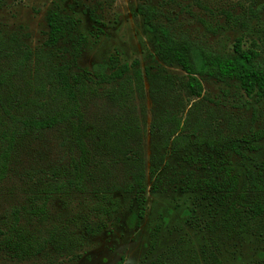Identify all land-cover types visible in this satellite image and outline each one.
<instances>
[{"label":"trees","instance_id":"1","mask_svg":"<svg viewBox=\"0 0 264 264\" xmlns=\"http://www.w3.org/2000/svg\"><path fill=\"white\" fill-rule=\"evenodd\" d=\"M141 1L138 14L154 39V51L147 55L145 66L139 58L122 64L112 57L91 69L80 68L86 39L78 22L59 9L46 16L45 45L49 49L64 46L72 56L70 62L51 67L47 55H36L19 45L5 51L4 61L0 58V183L21 154L53 133L63 152L59 164L51 168L57 181L46 183L44 198L36 196L26 213L43 221L50 212L51 196L59 195L66 205L75 204L72 222L81 217L86 223L83 235L55 223L45 239L22 225V212L16 210L0 226V246L13 256L39 252L45 241L57 244V251L73 253L85 236H96L109 225L122 211L126 196L132 198L127 220L138 229L145 218L149 191L198 193L206 188L212 193L209 204L225 208L224 226L234 230L238 224L240 233L250 222L264 220V162L243 179L229 154L198 155L197 150L214 143L184 131L181 112L187 105L177 101L174 110L177 77L170 72L180 70L185 78L183 88L199 101L205 97L206 79L235 82L247 97L261 101L264 49L259 51L257 43L245 49L240 41L232 53L206 49L189 37H177L169 25L159 21L157 7ZM34 62L37 66L33 68ZM32 69L35 75L30 78ZM146 81L154 103L150 130ZM255 135L263 139L264 131ZM176 155L184 157L189 169L173 173L170 160ZM199 173L207 175L198 177Z\"/></svg>","mask_w":264,"mask_h":264},{"label":"rangeland","instance_id":"2","mask_svg":"<svg viewBox=\"0 0 264 264\" xmlns=\"http://www.w3.org/2000/svg\"><path fill=\"white\" fill-rule=\"evenodd\" d=\"M197 1L144 2L157 7L161 12L159 21L169 25L177 37H189L206 49L232 53L240 41L245 49L257 43L259 51H263L264 0ZM141 4V0H0V58L4 61L5 51L19 45L36 55H47L51 67L70 62L72 56L64 46L49 49L45 45L46 16L50 10L59 9L78 22L79 32L86 39L78 62L80 68L91 69L95 63L108 62L112 57L122 64L139 58L145 66L147 55L154 51V39L138 14ZM170 72L177 77L174 110L177 101L182 103L180 106L187 105L181 112L184 131L214 143L212 147L205 144L197 154L203 157L213 151L229 154L245 179L250 170L264 162V138L257 140L255 135L264 131V100L247 97L235 82L206 79L205 97L199 101L189 97L183 88L184 74L175 68ZM33 75L32 69L28 76ZM149 88L146 81L150 130L154 103ZM30 93L37 95L35 91ZM192 105L195 106L190 109ZM150 141L149 136V155ZM62 154L55 135L47 133L31 150L20 155L8 178L0 183V226L5 217L11 218L14 211L20 210L22 225L41 238L49 237L55 223L67 225L70 233L83 235L86 226L83 218L72 222L75 212H71V207L75 204L66 205L59 195L51 196L50 212L43 221L26 213L36 196L44 198L46 183L57 181L51 168L59 164ZM170 165L173 173L189 169L181 155L174 156ZM197 191L176 189L162 194L149 191L145 218L138 229L127 220L132 198L126 196L122 199V211L109 225L96 236H85L73 253L57 251V244L45 241L41 251L21 258L0 246V264H264V220L250 222L251 226L242 233L238 224L231 230L222 222L225 208L209 204L212 193L206 188Z\"/></svg>","mask_w":264,"mask_h":264}]
</instances>
